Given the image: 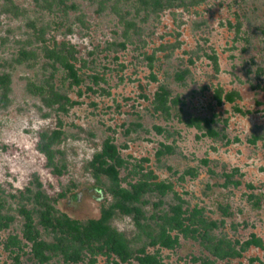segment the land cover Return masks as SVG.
<instances>
[{
  "label": "rangeland",
  "instance_id": "1",
  "mask_svg": "<svg viewBox=\"0 0 264 264\" xmlns=\"http://www.w3.org/2000/svg\"><path fill=\"white\" fill-rule=\"evenodd\" d=\"M133 1L0 0V74L11 79L0 106V264H40L21 208L39 238L57 245L44 264H264V0L173 2L137 14ZM39 31L78 84L44 56ZM42 85L75 104H45L33 88ZM160 87L170 94L162 105ZM54 131L49 167L39 145ZM108 139L122 161L115 184L95 170ZM37 182L59 213L81 222L144 185L131 205L138 212L112 219L127 253L94 245L65 260L59 233L39 222ZM251 235L262 247L241 250ZM219 241L229 245L221 257L212 249Z\"/></svg>",
  "mask_w": 264,
  "mask_h": 264
},
{
  "label": "trees",
  "instance_id": "2",
  "mask_svg": "<svg viewBox=\"0 0 264 264\" xmlns=\"http://www.w3.org/2000/svg\"><path fill=\"white\" fill-rule=\"evenodd\" d=\"M33 1L38 6H41V4H48L50 8L51 6H53V3L55 4V7L58 8L64 5V0H51L50 3H44L47 0ZM204 1L206 0H134L133 8L136 7L134 11L137 14L140 8H143L147 12H154L156 10H161L163 8L171 6L173 2H175L178 6H184L188 3L197 4ZM36 38L45 45V40L43 39L42 32H37ZM42 50L44 56L47 59L52 60V64H55V62L57 61L61 63L64 70L67 72V76L72 80L73 83H79L80 80L78 78L76 70L74 69V66L70 62L63 60V54L59 47H56L54 45L49 48L45 45L42 47ZM27 59L28 53L22 52L20 58L16 60V63L20 64L23 61L27 62ZM209 59L213 61L214 68L218 69L216 57L212 55L209 56ZM183 77L184 73L181 75L179 74L177 76V79L182 80ZM44 84L51 86L48 82H45ZM10 85V74L7 72L1 73L0 106L6 104L7 97L11 89ZM33 88L36 90L37 94L42 97V100L47 105L55 103L59 104V108L63 109L65 103L70 105L75 104L72 101H69L66 96H62L54 92L52 88H49L47 90L44 85L40 87L33 86ZM159 90L160 93L157 96V102L159 104L161 103L160 105H162V103L166 101L170 94L169 91L164 87H160ZM46 93L48 94L45 95ZM220 95V92H217L216 98L219 103L221 102ZM225 98L227 101L233 100L232 94L225 95ZM59 135L60 132L58 131H54L51 133V135L48 136L44 134L42 137L43 142L39 145L40 150L46 154L47 165L49 167H54L50 149L53 142L59 138ZM205 135L209 137H217L218 133L211 128H207ZM107 161L110 163H107ZM94 162H96V165H98V168H95V170L98 171L99 174L108 177L114 184L118 182V167H121L122 161L119 158L118 148L114 144V142H112L110 139L106 140L103 143L102 151L99 154L95 155ZM53 171H55V173L59 172L56 169H54ZM143 186L144 185H138L137 187H135L133 193L123 192L122 195L118 194L119 200L117 199L113 203H108L107 206L105 205L101 207L100 216L98 218L88 219L85 222L72 219L64 213H59L55 209L51 198L44 192L40 191L41 184L38 182V188L36 193L33 195L32 200L39 207L37 208V212L39 214V222L43 226V228L45 230L51 229L52 231L59 233L60 239L58 236L56 240H60V242L62 243V256H64L65 260L76 263L80 261L86 253L91 251V248H93L94 245H97L96 249L98 251L104 252L106 254L115 253L121 257L123 254L127 253L126 241L122 236H119L115 233L114 229L112 228V219L117 213L128 215L131 212H138V209L134 205V208H131V205L139 201L142 192H144ZM97 192H99L103 197L104 190H102V188L98 189ZM65 194L66 193L61 192L57 196L62 198ZM20 211L25 217V231L23 237L27 241L32 243V252L36 260L40 264H44L50 259V255L48 254L53 253L57 245L55 243H47L40 239L39 232L33 227V221L30 211L26 210L25 208H21ZM2 226L6 227L7 223L5 222L4 224H2ZM10 240H14L15 247H19L21 244V242L16 238H11ZM220 243L221 241H219L217 244H214L212 249L215 254L221 257L226 255L225 251L228 250L229 245L225 249V247L222 248V243ZM251 245L255 247H262L260 240L257 239L255 235H251L250 239L242 243L241 250H245Z\"/></svg>",
  "mask_w": 264,
  "mask_h": 264
}]
</instances>
